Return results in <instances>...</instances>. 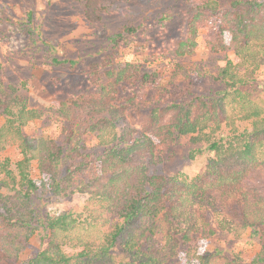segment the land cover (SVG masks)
<instances>
[{
	"label": "trees",
	"instance_id": "trees-1",
	"mask_svg": "<svg viewBox=\"0 0 264 264\" xmlns=\"http://www.w3.org/2000/svg\"><path fill=\"white\" fill-rule=\"evenodd\" d=\"M72 1L82 7L85 21L99 24L129 0ZM19 2L0 1V13L41 36L33 27L35 10L24 6L26 18L15 15ZM166 16L160 22L172 21ZM142 29L125 26L109 41L119 46ZM202 32L213 62L223 64L187 66L198 86L183 78L182 88L173 82L143 97L132 90L137 99L129 106L120 103L116 85L127 79L134 84L140 79L136 69L111 65V89L93 81L102 94L81 84L56 109L38 111L29 106L26 84L3 76L0 57V152L14 148L20 155L0 157V264H180L181 250L195 240L220 234L238 240L248 232L259 245L252 261L216 249L189 263L264 264V94L250 90L264 68V0L199 4L182 27L176 55L193 56ZM15 44L10 51L30 49L38 67L77 64L52 45L35 52L37 41ZM228 51L234 59L218 57ZM51 113L64 124L58 136L27 132ZM178 149L191 161L204 158L205 171L160 172L164 157ZM35 167L40 181L33 178ZM49 193L83 195L84 205L49 214L42 203ZM33 238L38 250L23 258Z\"/></svg>",
	"mask_w": 264,
	"mask_h": 264
},
{
	"label": "rangeland",
	"instance_id": "rangeland-1",
	"mask_svg": "<svg viewBox=\"0 0 264 264\" xmlns=\"http://www.w3.org/2000/svg\"><path fill=\"white\" fill-rule=\"evenodd\" d=\"M0 1L15 5L14 2L17 0ZM19 1L14 9L15 15L25 19L26 16L21 14L24 6L35 10L37 20L33 27L41 32V36L31 32L29 24L23 21L18 22L5 16L3 12L0 13V57L4 60L2 73L4 77L26 84L24 94L29 106L38 111L56 109L59 103L81 84H86L89 89L94 88L101 92L99 86L96 87L93 83L97 81L98 84H107L111 89L110 85L115 83V80L108 79L106 75L111 65L114 68L116 66L127 67L139 71L140 79L135 80L134 84H130L127 79L123 84L116 85L119 91L117 98L122 99L120 103H126L129 106L137 99L132 100V90L143 97L145 93H153L157 89L156 86L166 87L173 82L178 88L186 87L187 81L192 86H198V82L189 80L191 75L185 72L187 66L200 64L202 67L210 68L214 63L223 64V61L213 62L214 55L205 47L204 32L199 38V46L193 56L180 58L175 53L176 44L182 37V27L186 19L199 4L207 0H129L116 6L99 24H90L85 21L82 16V7L72 0ZM218 1L225 5L232 0ZM165 15L170 16L172 21L160 22ZM139 25H142L143 29L134 37H129L127 42L114 46L109 41L110 35L119 33L125 26ZM226 39L229 42V36ZM20 40L27 41L28 46L37 41L34 48L31 46L35 52H37L35 48L47 51L52 45L58 55L75 58L77 64L74 67L69 65L38 67V61L30 60L29 56L32 55L30 49L25 48L21 55L10 51L12 47H17L15 43ZM218 57L234 59L230 51L220 53ZM108 59L111 61H109L110 65H108L109 62L106 64ZM143 75H148L146 81H153L152 85H148L150 83L143 80ZM202 82L207 83L206 80ZM109 89L105 88V92L109 93ZM250 90L255 96H263L264 68L259 73L258 81ZM61 125L64 124H61L55 114L51 113L31 125L27 132L34 135L36 131H42L54 137L60 134L59 126ZM66 127L69 132L70 128H73L67 124ZM75 130L77 136L86 138L81 128L75 127ZM186 140L183 139V143ZM19 156L14 148L0 152L2 158L18 160ZM185 157H187L186 153L178 149L176 154L164 157V162L157 169L170 175L184 172L190 176L205 171L206 160L204 158L191 161ZM33 178L36 181L41 179L36 167L33 171ZM48 197H50L48 201L44 199L42 203L45 204L43 207L45 212L49 214L60 211H79L85 200L80 194L57 197L49 193ZM29 246L23 258L38 250L37 240L33 238ZM216 249H225L231 251L232 255L237 253L244 259L252 261L259 251V245L250 232L238 240L220 234L208 240H195L185 246L179 254V263L191 264V261L195 263L197 255ZM189 260H191L190 263Z\"/></svg>",
	"mask_w": 264,
	"mask_h": 264
}]
</instances>
